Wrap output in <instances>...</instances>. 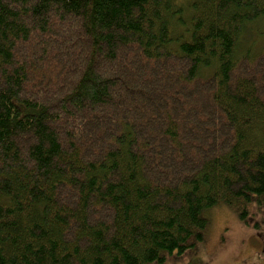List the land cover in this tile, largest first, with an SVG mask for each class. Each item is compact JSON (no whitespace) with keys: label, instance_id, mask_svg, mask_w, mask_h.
<instances>
[{"label":"trees","instance_id":"trees-1","mask_svg":"<svg viewBox=\"0 0 264 264\" xmlns=\"http://www.w3.org/2000/svg\"><path fill=\"white\" fill-rule=\"evenodd\" d=\"M220 204L264 208V0H0V264H166Z\"/></svg>","mask_w":264,"mask_h":264},{"label":"rangeland","instance_id":"rangeland-1","mask_svg":"<svg viewBox=\"0 0 264 264\" xmlns=\"http://www.w3.org/2000/svg\"><path fill=\"white\" fill-rule=\"evenodd\" d=\"M239 213L225 204L215 207L204 241L166 264H264V208L252 204L249 223Z\"/></svg>","mask_w":264,"mask_h":264}]
</instances>
